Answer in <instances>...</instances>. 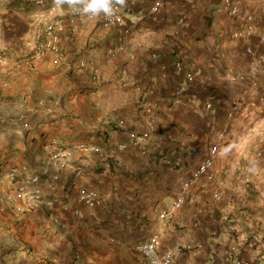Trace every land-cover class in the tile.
I'll return each instance as SVG.
<instances>
[{
	"label": "crops",
	"instance_id": "crops-1",
	"mask_svg": "<svg viewBox=\"0 0 264 264\" xmlns=\"http://www.w3.org/2000/svg\"><path fill=\"white\" fill-rule=\"evenodd\" d=\"M235 1L237 18L222 0H162L156 15L124 35L99 20L71 26L68 8L81 0H66L61 10L0 0V48L22 63L0 92L5 105L26 109L18 126L34 140L14 147L33 166L49 136L106 153L76 154L60 187L46 188L41 210L0 214V264H147L136 246L155 234L160 253L176 250L174 264H264V73L234 83L227 76L249 74L248 47L264 56V0ZM154 2L125 0L123 7L142 15ZM246 15L254 35L236 39ZM52 22L65 26L60 51L33 67L28 62ZM177 61L193 72L192 82L176 74ZM232 101L238 109L228 119ZM134 132L148 139L118 151ZM214 146V178L192 183ZM168 158L180 159L181 168ZM81 187L98 190L104 206L78 205ZM180 194L184 203L174 208Z\"/></svg>",
	"mask_w": 264,
	"mask_h": 264
},
{
	"label": "built area",
	"instance_id": "built-area-1",
	"mask_svg": "<svg viewBox=\"0 0 264 264\" xmlns=\"http://www.w3.org/2000/svg\"><path fill=\"white\" fill-rule=\"evenodd\" d=\"M22 5L37 8H45L51 6L52 10H61L66 0H17ZM223 6L227 14L232 18L240 16L239 7L235 0H222ZM264 4V2H263ZM59 5V6H58ZM162 0H155L147 14L136 15L127 12L126 9L116 2H112L111 8L113 16L107 17L103 13L92 17L90 13L83 11L84 4L73 3L68 8V23L75 26L77 20L95 21L99 20L103 29L118 28L124 35H129L133 28L145 22L147 18L156 15ZM65 31V26L61 22H52L45 26L38 40L35 52L31 57V66L39 65L46 57L57 55L60 51V37ZM255 31L254 18L252 15L244 16L243 28L233 32L232 36L236 39L250 40ZM121 49V48H120ZM119 49V50H120ZM122 50V49H121ZM247 53L251 58L249 74L235 73L228 70L227 76L230 82L244 81L248 76L258 73H264V56L256 54L251 47L247 48ZM116 49H108L110 56L115 55ZM22 66L20 62H12L10 56L0 48V73H5L7 69L14 67L19 69ZM176 74H183L186 82L194 80L193 72L182 62L177 61L173 66ZM93 77L99 76L97 68L92 69ZM4 87L7 82H3ZM179 103V101H175ZM206 108L211 109L212 104L207 102ZM238 109L236 101L231 102V109L227 113V118L232 119L235 111ZM148 112H151L149 109ZM145 139L147 134L130 133L127 142L117 145L116 149L125 152L130 148L139 146ZM41 150L43 153L41 162L36 166H29L26 163L11 166L9 168L0 167V214L12 213L16 215H25L30 212L41 210L45 201L46 188L55 191L61 185L62 173L67 170L73 162L76 154H94L105 157L106 153L98 146L90 143H77L72 146H65L59 138L49 136L42 141ZM217 147H212L206 159H204L197 170L191 177L194 183L202 177L208 180L214 178L212 168L214 158L217 154ZM166 163L172 169L181 168L182 161L180 159H167ZM36 167V168H35ZM76 202L80 206L95 210L104 206V198L100 192L93 188L81 187L76 193ZM184 203V197L180 194L174 202V208H180ZM67 207H65V210ZM74 213L81 216L80 209H75ZM159 235H152L147 243H141L136 246V250L141 253L147 264H174L177 252L173 249H166L163 252L158 251ZM236 264H248L247 262L236 261Z\"/></svg>",
	"mask_w": 264,
	"mask_h": 264
},
{
	"label": "rangeland",
	"instance_id": "rangeland-1",
	"mask_svg": "<svg viewBox=\"0 0 264 264\" xmlns=\"http://www.w3.org/2000/svg\"><path fill=\"white\" fill-rule=\"evenodd\" d=\"M12 62L14 61L12 60ZM17 70L19 71V69L11 67L7 69L5 73H0V89L4 90L5 88H9L10 83L13 80L15 81V78L18 76V74H12L16 73ZM10 78H12L13 80ZM3 82H7L6 87L2 85ZM4 98L5 97L1 96L0 92V167H3L5 169L11 166H15V164L11 162V159L13 158H15L14 161L16 165L26 163L29 166H33V163H30V161H28L30 160V158L26 155V151H22V149H17L14 147L24 146L26 144L32 143L33 139L25 137L24 131H22L21 128H19L18 126L21 123L19 122L21 116L27 115L28 113L25 111L26 109L21 112V108L19 107L13 108L11 105H5L4 101L6 99ZM29 114H32V112H29ZM20 158H22V160ZM36 165L38 166V164Z\"/></svg>",
	"mask_w": 264,
	"mask_h": 264
},
{
	"label": "clouds",
	"instance_id": "clouds-1",
	"mask_svg": "<svg viewBox=\"0 0 264 264\" xmlns=\"http://www.w3.org/2000/svg\"><path fill=\"white\" fill-rule=\"evenodd\" d=\"M84 3L83 11L90 13L92 17L103 13L107 17L114 15L112 12V0H81ZM125 5V0H120V7ZM59 6V5H58Z\"/></svg>",
	"mask_w": 264,
	"mask_h": 264
}]
</instances>
